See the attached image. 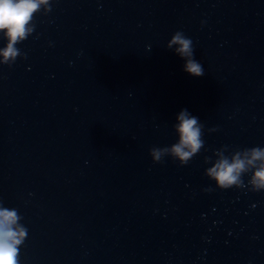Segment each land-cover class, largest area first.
I'll list each match as a JSON object with an SVG mask.
<instances>
[{
    "label": "water",
    "instance_id": "1",
    "mask_svg": "<svg viewBox=\"0 0 264 264\" xmlns=\"http://www.w3.org/2000/svg\"><path fill=\"white\" fill-rule=\"evenodd\" d=\"M51 7L27 59L0 66V201L28 228L21 264H264V192L203 175L221 146H264V0ZM177 30L203 76L166 48ZM181 109L218 131L188 165L154 164Z\"/></svg>",
    "mask_w": 264,
    "mask_h": 264
},
{
    "label": "clouds",
    "instance_id": "2",
    "mask_svg": "<svg viewBox=\"0 0 264 264\" xmlns=\"http://www.w3.org/2000/svg\"><path fill=\"white\" fill-rule=\"evenodd\" d=\"M55 0H0V66L11 68L18 58L27 59L18 45L33 35L35 17L47 16ZM203 21L201 22L203 26ZM166 48L183 61L182 71L191 77L204 75V68L195 58L193 41L177 30L168 40ZM175 140L170 145L153 146L149 155L154 164H163L166 158L184 167L205 148V129L199 117L181 109L171 125ZM203 175L221 191L236 189L252 193L264 192V146L229 148L224 145L205 156ZM246 178V179H245ZM212 192L211 186L204 188ZM15 207L0 201V264H21L20 249L28 236V228Z\"/></svg>",
    "mask_w": 264,
    "mask_h": 264
}]
</instances>
